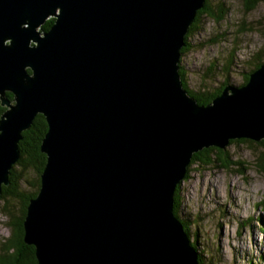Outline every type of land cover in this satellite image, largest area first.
Masks as SVG:
<instances>
[{"label": "water", "instance_id": "obj_1", "mask_svg": "<svg viewBox=\"0 0 264 264\" xmlns=\"http://www.w3.org/2000/svg\"><path fill=\"white\" fill-rule=\"evenodd\" d=\"M204 2L0 0V192L22 131L47 125L23 219L36 264H199L173 211L192 155L264 139V63L207 104L182 86Z\"/></svg>", "mask_w": 264, "mask_h": 264}, {"label": "rangeland", "instance_id": "obj_2", "mask_svg": "<svg viewBox=\"0 0 264 264\" xmlns=\"http://www.w3.org/2000/svg\"><path fill=\"white\" fill-rule=\"evenodd\" d=\"M208 2L214 14L200 16L179 59L194 91L215 90L223 81L240 85L257 62H264V1L251 10L245 0ZM262 151L259 141H234L225 148L229 167L219 160L192 164L180 182L178 215L190 225V241L204 264H264V173L257 164ZM7 222L0 209V253L10 234Z\"/></svg>", "mask_w": 264, "mask_h": 264}, {"label": "trees", "instance_id": "obj_3", "mask_svg": "<svg viewBox=\"0 0 264 264\" xmlns=\"http://www.w3.org/2000/svg\"><path fill=\"white\" fill-rule=\"evenodd\" d=\"M208 1L209 0H205L203 7L196 12L194 21L190 25L188 32L184 37L185 44L181 48V54L188 49V37L192 35L193 31L197 28V23L200 19V16L203 14H214L210 10ZM260 1L264 0H245V8L247 10H251ZM215 16V18L219 20L223 16V11L221 10V12ZM53 21L54 18H48L45 23L40 26V31H46ZM262 62L263 61L257 62L256 65L244 75L241 84L247 82L250 72L256 69ZM182 68L183 67L179 66L178 70L182 86L186 89L189 95H191L196 100L198 104L209 103L214 97L219 95L223 87L228 84L227 81H223L222 84L215 90L198 89L194 91L187 85L185 72H182ZM46 128L47 125L44 116L38 113L34 117L30 127L22 131V138L20 141H18L19 158L13 164L10 170L8 176L9 184L5 186L3 185L1 188L0 201L2 202V206L0 209L7 215V223L10 228V234L1 246L2 252L0 253V264H36L34 247L32 245L26 244L23 240V219L26 214L28 200L37 194L39 188V176L43 170L46 160L45 154L40 150V143L45 134ZM237 140H240L241 142L253 143L252 140L242 138L230 140L229 144H232ZM259 143L264 145V139L260 140ZM225 154V149L216 148L214 146L203 148L192 155L187 167V171L192 164L212 163L218 160L221 162L222 167L224 166V168H227L229 167L231 161L228 160L226 156L227 154ZM257 162L260 171L264 173V151H262L258 156ZM187 171L184 177H186L188 173ZM27 173L32 174L31 179H29ZM23 183L26 184L28 190L27 188L22 187ZM179 189L180 188L178 184L174 194L173 211L175 216L181 221L183 229L189 237L190 225L178 215V209L180 205ZM262 202H264V196L262 198ZM191 244L196 251L198 263L204 264L202 254L197 250L196 242L191 241Z\"/></svg>", "mask_w": 264, "mask_h": 264}, {"label": "flooded vegetation", "instance_id": "obj_4", "mask_svg": "<svg viewBox=\"0 0 264 264\" xmlns=\"http://www.w3.org/2000/svg\"><path fill=\"white\" fill-rule=\"evenodd\" d=\"M185 72V70L182 68V72ZM4 95H5V97H6V99L11 103V104H13L14 103V101H15V99H14V95L10 92V91H5V93H4ZM6 108H7V106H5V105H2L1 104V100H0V116H1V114L6 110Z\"/></svg>", "mask_w": 264, "mask_h": 264}, {"label": "clouds", "instance_id": "obj_5", "mask_svg": "<svg viewBox=\"0 0 264 264\" xmlns=\"http://www.w3.org/2000/svg\"><path fill=\"white\" fill-rule=\"evenodd\" d=\"M40 29V28H39ZM262 63H264V62H262Z\"/></svg>", "mask_w": 264, "mask_h": 264}]
</instances>
